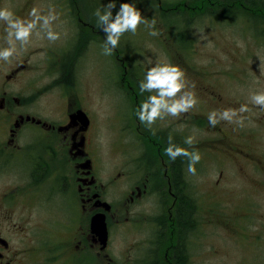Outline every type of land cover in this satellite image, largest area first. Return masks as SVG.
I'll return each instance as SVG.
<instances>
[{"label":"flooded vegetation","instance_id":"af4514ba","mask_svg":"<svg viewBox=\"0 0 264 264\" xmlns=\"http://www.w3.org/2000/svg\"><path fill=\"white\" fill-rule=\"evenodd\" d=\"M62 1H55L62 16L72 13L73 7L82 8L79 0ZM208 1V7L181 2L184 6L178 14L206 17L209 13L210 19L230 24L239 16L245 23L244 18L264 24V0ZM35 3L22 0L13 14L25 19L21 10H32ZM165 15L162 12L164 20ZM78 21L79 25H52L59 33L54 42L38 27L27 46L16 42L13 57L0 60V264H213L211 255L217 251L209 244L207 231L218 223L212 221L215 209L201 208L194 175L187 171L188 158L172 161L164 154L169 136L189 152L198 151L200 141L193 139L191 147L184 143L190 137L184 130L189 115L176 121L180 124L176 133L163 128L160 119L149 128L137 116L149 93L141 94L137 81L123 84L125 92L116 85L128 109L117 111L113 123H118L117 154L108 160L103 122L95 109L104 92L96 100L91 97L82 80V66L90 61L102 67L105 56L121 63L122 49L127 48L119 41L112 55H104L102 26ZM222 26L227 25L212 29ZM242 26L246 30L237 37L247 39L250 33L260 39L255 43H263L264 28L253 32V25ZM6 27L0 21V49L8 47ZM119 66L113 65V84L120 81ZM196 87L197 94L207 91L204 103L216 106L214 88ZM197 115L193 113L187 123L202 130L200 125L208 123ZM221 123L216 133L225 135ZM254 130H239L249 146L257 135ZM233 149L242 153L246 165L258 169L264 184V165H259L264 150L256 147L260 160L253 161L248 151ZM199 166L200 161L196 173ZM185 203L191 209L186 227L180 220ZM225 221V226H233L232 218ZM243 233L248 244L259 242L254 239L259 235Z\"/></svg>","mask_w":264,"mask_h":264},{"label":"rangeland","instance_id":"374dc122","mask_svg":"<svg viewBox=\"0 0 264 264\" xmlns=\"http://www.w3.org/2000/svg\"><path fill=\"white\" fill-rule=\"evenodd\" d=\"M55 1L36 0L35 3V9L40 15L46 16L51 12L56 16L52 25H79L78 18H81V15L86 21L90 20L96 25H100L98 18L94 15L95 11L100 9L103 13L104 6L113 2V0H79V5L82 8L73 7L72 13L62 16L60 6L58 3L55 4ZM145 1L147 0H114L116 8L113 9V16L119 10L121 3H132L148 21V24H140L134 34L130 32L124 40L120 39L123 42L122 45L133 43H130L132 56L128 55L127 57H133L132 60H128L133 63L130 69L135 74V81L140 77L144 79L147 70L157 63L177 65L185 72L186 90L194 93L197 103L179 117L166 116L161 121V126L168 127L176 133L180 125L176 121L183 114L189 115V120L193 119L192 114L196 112L198 115H202L208 123V125H200L201 130L198 127H190L187 123L188 120L184 124V130L189 131L190 137L200 141V147H197L201 156L198 167L200 170L194 175L192 183H195L198 188L201 208H208V205H211L215 209V212L211 214L212 221H218L215 226L213 224L209 226L207 231L211 237L209 244L215 245L217 251L216 255H211L213 264H264V184H261L263 175L258 173V169L252 166V163L246 165L242 153L238 155L239 152L233 149L239 147L248 151L252 155L253 161L260 160L255 148L260 147L261 150H264V108L253 104L250 99L253 94L264 92V41L259 44L255 43L254 40L260 39L250 33L247 39L245 36L237 37L239 32L246 30L242 25H253V32H256L258 29L264 28L263 21L253 19V23H251L244 18L245 23L238 16L234 24L225 21H218V23L209 17H196L197 13H193V15H189L193 22L189 25L190 29L187 34L185 21L182 18H186L185 16L166 14L165 21L158 13L159 11H156L160 8L159 3L152 0L151 4H148ZM177 1L163 0L162 9H167L169 12L174 9L177 12L176 6L182 0ZM21 2L22 0H3L0 9L7 8L13 12L21 5ZM187 2H196L195 5H204L205 7L209 5L208 0H187ZM142 3L145 5L141 6ZM31 11V9H22L21 16L27 19ZM150 16H152L151 19H149ZM160 18L164 21H161ZM153 19L155 25H166V27L163 29L150 28L148 25ZM212 25L227 26L212 29ZM232 25L236 29L238 26L235 25H240L241 29L234 32ZM231 26L233 29L229 30ZM168 30H171L172 36L163 51L160 48L162 44H159L158 36L163 33L165 37H168ZM152 31L158 34L153 36L150 34ZM179 33L183 37L182 40ZM261 37H264V34ZM190 44L192 47L188 46ZM110 60L105 57L104 61L100 62L103 64L102 67L93 65L90 61L88 65L84 63L81 73L82 80L86 83V89L92 98L96 100L98 94L104 92L103 101H98L95 109L101 118L100 121L103 122L102 144L108 160L114 159L113 155L117 154L118 123L114 125L118 119L117 111L120 110V107L122 111L128 109L126 97L116 87V85L121 86L120 90L125 92L121 80L119 83L116 82L117 84L112 82L113 65L116 66L120 63L117 60L115 62ZM196 86L214 88L219 99L215 103L216 106L212 103L210 105L204 103L202 98L207 97V91L205 94H197ZM241 105H247L250 109L248 112L240 114L244 117L243 124L237 123L239 116L232 122L226 121L225 123V120H220L222 121L221 127L226 132L225 135L217 134L216 130L220 121L215 127L211 126L208 121L209 114L228 108L239 109ZM255 127L254 131L257 132V135L251 138V146H249L245 143L247 141L244 142L239 136V130ZM259 155L263 160V163L259 164L261 166L264 165V156H262V152ZM216 203L220 205L218 206ZM223 211L226 212V215H223ZM248 212L254 220L251 222V228L248 225L245 229L242 226L230 227V224L225 226V219L232 217L241 219ZM243 232L259 235V238L254 236V239H258L260 242H258V246L248 244V241L244 239L245 233ZM256 248L257 253L260 252L263 254L262 256L255 254Z\"/></svg>","mask_w":264,"mask_h":264},{"label":"clouds","instance_id":"9594fccd","mask_svg":"<svg viewBox=\"0 0 264 264\" xmlns=\"http://www.w3.org/2000/svg\"><path fill=\"white\" fill-rule=\"evenodd\" d=\"M116 3L110 2L103 8V13L97 9L94 15L98 18L99 24L105 33V42L103 45V54L112 55L113 50L118 46L120 38L126 32H136L138 26L142 23L148 24L141 12L132 3H121L119 10L113 16V9ZM30 19L16 17L13 12L7 8L0 9V21H3L7 27L5 42L8 47L0 49V60L9 61L16 53V42H19L23 48L30 42V38L39 27L46 33V38L50 41L59 39V33L52 30V22L56 16L49 12L48 15H40L37 9L33 8L29 13ZM150 28L155 26L153 19ZM39 35V33H37ZM151 35L158 33L152 31ZM194 86V85H193ZM140 93H149L137 109V116L141 124L151 127L158 119L163 120L166 116L179 117L182 113L188 112L193 108L197 100L191 91H187V82L185 72L177 65L169 63L150 67L144 79L139 83ZM251 102L264 108V92L255 93L251 96ZM247 105H241L239 109L228 108L222 111H213L208 116L209 124L213 127L220 120L232 122L239 116L237 123L243 124L244 117L240 114L248 112ZM184 143L191 147L193 138L188 137ZM164 154L170 160L175 161L178 157H187V171L190 174H196L195 165L199 163L201 156L198 151L189 152L186 148L180 147L172 142V137H168V146L164 149Z\"/></svg>","mask_w":264,"mask_h":264},{"label":"trees","instance_id":"16d2710c","mask_svg":"<svg viewBox=\"0 0 264 264\" xmlns=\"http://www.w3.org/2000/svg\"><path fill=\"white\" fill-rule=\"evenodd\" d=\"M190 217H191L190 205L188 203H185V204H183V206L180 210V220L183 223L184 227H186L188 225Z\"/></svg>","mask_w":264,"mask_h":264},{"label":"bare ground","instance_id":"6f19581e","mask_svg":"<svg viewBox=\"0 0 264 264\" xmlns=\"http://www.w3.org/2000/svg\"><path fill=\"white\" fill-rule=\"evenodd\" d=\"M261 195V194H260ZM262 196V195H261Z\"/></svg>","mask_w":264,"mask_h":264}]
</instances>
